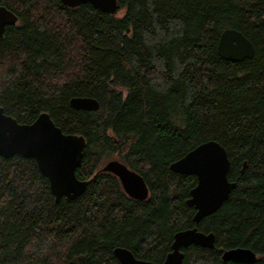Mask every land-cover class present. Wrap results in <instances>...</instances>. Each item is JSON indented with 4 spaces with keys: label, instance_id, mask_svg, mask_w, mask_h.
I'll list each match as a JSON object with an SVG mask.
<instances>
[{
    "label": "trees",
    "instance_id": "obj_1",
    "mask_svg": "<svg viewBox=\"0 0 264 264\" xmlns=\"http://www.w3.org/2000/svg\"><path fill=\"white\" fill-rule=\"evenodd\" d=\"M117 4L110 14L90 3L0 0L18 17L0 38V107L25 124L46 112L83 135L76 176L89 181L82 196L57 202L32 158L0 156V264H121L116 247L162 263L174 234L195 226L215 245L182 248L181 264H264V0ZM228 28L251 41L252 58L219 56ZM73 97L99 108L74 109ZM210 140L226 149L237 185L195 224L186 200L196 177L169 165ZM114 158L144 178L146 200L100 171ZM235 247L256 261H224Z\"/></svg>",
    "mask_w": 264,
    "mask_h": 264
},
{
    "label": "water",
    "instance_id": "obj_2",
    "mask_svg": "<svg viewBox=\"0 0 264 264\" xmlns=\"http://www.w3.org/2000/svg\"><path fill=\"white\" fill-rule=\"evenodd\" d=\"M67 7H77L90 3L100 11L115 14L118 11L117 0H61ZM18 22L17 15L0 5V38L5 28ZM219 56L226 60L243 61L254 56L251 41L236 29H225L217 43ZM70 105L77 110L96 111L99 102L92 97H73ZM86 138L80 134L64 133L42 112L30 124L19 123L14 117L4 113L0 107V156L5 158L19 154L32 158L39 171L49 180L52 195L58 202L62 198L73 200L82 196L88 186V180H80L76 170L80 165ZM246 167V162L243 168ZM169 168L181 175H194L196 185L190 190L187 205L195 209L193 222L198 224L202 218L215 213L227 199L237 183L230 181V160L226 149L214 140L206 141L172 162ZM115 175L124 193L134 200H146L149 189L144 178L117 158L108 160L100 169ZM196 245L212 249L215 245L213 233H204L195 226L176 232L171 250L162 263L136 258L123 247L113 250L121 264H181L184 258L182 248ZM224 261L253 263L257 259L254 251L245 247L230 248L222 253Z\"/></svg>",
    "mask_w": 264,
    "mask_h": 264
},
{
    "label": "bare ground",
    "instance_id": "obj_3",
    "mask_svg": "<svg viewBox=\"0 0 264 264\" xmlns=\"http://www.w3.org/2000/svg\"><path fill=\"white\" fill-rule=\"evenodd\" d=\"M195 214V213H194Z\"/></svg>",
    "mask_w": 264,
    "mask_h": 264
},
{
    "label": "rangeland",
    "instance_id": "obj_4",
    "mask_svg": "<svg viewBox=\"0 0 264 264\" xmlns=\"http://www.w3.org/2000/svg\"><path fill=\"white\" fill-rule=\"evenodd\" d=\"M121 14V13H120Z\"/></svg>",
    "mask_w": 264,
    "mask_h": 264
}]
</instances>
